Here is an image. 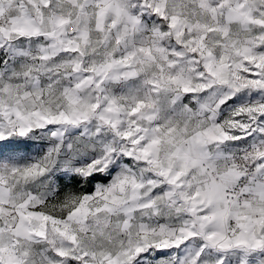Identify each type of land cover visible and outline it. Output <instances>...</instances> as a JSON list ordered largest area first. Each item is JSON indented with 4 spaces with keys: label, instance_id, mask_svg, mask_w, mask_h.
I'll use <instances>...</instances> for the list:
<instances>
[{
    "label": "snow or ice",
    "instance_id": "6c2138e0",
    "mask_svg": "<svg viewBox=\"0 0 264 264\" xmlns=\"http://www.w3.org/2000/svg\"><path fill=\"white\" fill-rule=\"evenodd\" d=\"M0 264H264V0H0Z\"/></svg>",
    "mask_w": 264,
    "mask_h": 264
}]
</instances>
